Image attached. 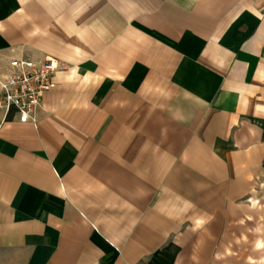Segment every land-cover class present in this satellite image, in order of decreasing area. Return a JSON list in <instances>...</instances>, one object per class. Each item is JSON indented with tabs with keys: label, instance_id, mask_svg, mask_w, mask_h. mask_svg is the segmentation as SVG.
<instances>
[{
	"label": "crops",
	"instance_id": "crops-1",
	"mask_svg": "<svg viewBox=\"0 0 264 264\" xmlns=\"http://www.w3.org/2000/svg\"><path fill=\"white\" fill-rule=\"evenodd\" d=\"M0 264H264V0H0Z\"/></svg>",
	"mask_w": 264,
	"mask_h": 264
},
{
	"label": "built area",
	"instance_id": "built-area-1",
	"mask_svg": "<svg viewBox=\"0 0 264 264\" xmlns=\"http://www.w3.org/2000/svg\"><path fill=\"white\" fill-rule=\"evenodd\" d=\"M60 69L62 64L49 57L7 61L0 67V111L19 123H35L42 97L53 87L51 78Z\"/></svg>",
	"mask_w": 264,
	"mask_h": 264
}]
</instances>
